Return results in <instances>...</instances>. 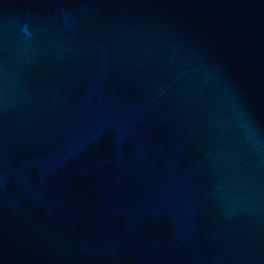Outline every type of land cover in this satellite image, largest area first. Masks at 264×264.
Instances as JSON below:
<instances>
[{
  "label": "water",
  "instance_id": "1",
  "mask_svg": "<svg viewBox=\"0 0 264 264\" xmlns=\"http://www.w3.org/2000/svg\"><path fill=\"white\" fill-rule=\"evenodd\" d=\"M0 264H264V0H0Z\"/></svg>",
  "mask_w": 264,
  "mask_h": 264
}]
</instances>
